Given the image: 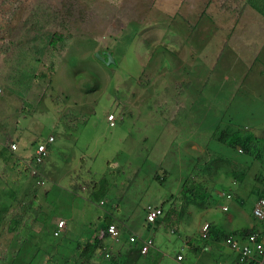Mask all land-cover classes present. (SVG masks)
<instances>
[{
	"label": "rangeland",
	"instance_id": "374dc122",
	"mask_svg": "<svg viewBox=\"0 0 264 264\" xmlns=\"http://www.w3.org/2000/svg\"><path fill=\"white\" fill-rule=\"evenodd\" d=\"M0 24V177L9 184L0 188L20 193L29 181L25 160L31 145L54 137L42 165L43 211H37L28 243L19 250L14 233L0 227L6 264H45L47 256L68 261L92 244L105 213L123 221L125 233L155 239L159 253L138 264H201L183 245L205 244L200 223L210 221L223 232L253 225L252 199L244 206L230 203V214L242 216L233 224L207 201L225 203L212 193L233 179L226 173L232 169L204 162L221 150L215 131L242 125L255 132L262 124L264 133V17L254 8L240 10L235 0H0ZM55 31L67 37L56 50L48 44ZM180 51L186 65L167 62ZM108 52L115 60L110 65L101 59ZM181 105L188 115L174 125L170 118ZM107 114L115 118L113 128ZM155 122L165 123L163 132ZM10 139L18 160L5 148ZM259 141L264 149V138ZM237 148L231 156L246 174L238 190L247 192L253 178L264 175V153L248 160ZM108 174L118 181L105 185ZM194 175V188H209L208 194L199 191L198 200L184 190ZM91 181L109 190L104 209L97 207L99 200L72 193ZM180 199L185 210L173 221L178 233L167 223L147 229L146 204L167 211L173 202L179 209ZM0 202L9 204L5 197ZM58 218L67 222V233L54 238L52 222ZM179 253L183 262L176 260ZM211 256L204 264L212 263Z\"/></svg>",
	"mask_w": 264,
	"mask_h": 264
},
{
	"label": "clouds",
	"instance_id": "9594fccd",
	"mask_svg": "<svg viewBox=\"0 0 264 264\" xmlns=\"http://www.w3.org/2000/svg\"><path fill=\"white\" fill-rule=\"evenodd\" d=\"M98 56L101 57L99 53H98ZM182 56L183 55L181 51L178 53L176 52L175 61H171V62L167 61V62L172 63L174 66H179V65L184 66L186 65L185 56H183L184 57L183 60L179 58ZM188 56L191 57L192 54L190 53ZM109 57L113 59V56L109 54L108 52L106 54V57L105 58L101 57V59L104 61V63L106 62L108 65H110L114 63L115 60L113 59V62L109 64L107 62L109 60ZM219 59H220V56H219ZM263 73L264 71H262V74ZM183 77H184V74L182 75V78ZM183 84L184 86L187 85L185 82ZM187 86L190 88L192 85L191 83H189ZM184 109L185 107L181 105L180 108H178L177 111L175 112V115L170 118V122H172L174 125H180L182 120L188 115L187 114L185 116H182L181 111ZM177 116H182L180 121H175ZM160 118L163 119L162 116H160ZM106 120L110 128H113L115 126V118L113 115L107 114ZM234 123L235 122H229V124H232V125ZM164 124H165L164 122L154 123L156 129H158V131H161V132L164 131V128H165ZM240 128H242L243 131H241ZM167 129L165 133H167L169 136L172 135L171 133H175V136H177L178 132H170V131L168 132ZM235 129H238L241 135H243L244 133H251V135L255 136L256 139L264 138L263 137L264 133L261 130L263 129L262 124H261V128L259 125V129L255 132L253 128L249 126L243 127L242 125L241 126L234 125V127L232 128H230V125H228L221 130L228 131V130H235ZM258 131H259V134H258ZM10 140L11 141L9 143L6 142L5 148L9 153H11V155L14 157L15 160H18L20 158L15 154L18 147L15 143V140H12V139ZM53 142H54V137L50 136L47 138L46 141H37V142H34L33 145H31L32 153L29 156V158L25 160L27 170H28L29 181L26 183V187L20 193L12 195V194H8L7 192H5L4 189L0 188V197H5L9 202V204L0 202V207L2 206L4 208V211H6L4 212L5 217L11 216V215L14 216V214L17 212L21 213L20 207H25L24 202H26L27 199L32 200V210H31L32 212L38 215L41 212V210L43 211V207L41 206L42 204L41 205L39 204L41 197L45 199L44 194L41 196L39 194V189L45 187V180H46L42 173V165L48 159V156L51 151L50 146ZM258 146H259V143H258ZM222 147L223 146H221L220 148L221 150L219 152L213 154L211 160H210V157L207 156L206 154L208 159L204 163H205V166H208V165L212 166V163H214L215 169H217L216 167L217 163H219L218 168L224 167L226 168V170L232 169L230 172L226 171V173L228 177L232 178L233 180L232 181L229 180L228 184L226 185L221 184L218 190H215V189L213 190L212 194H215L217 198L224 200L225 203L219 204L217 201L213 200L212 197H210L211 201L210 200H207V201L212 204L214 203L215 205H217L218 208L223 213H226L229 224H233L234 222L242 221V216L230 214V211H231L230 203L237 202L239 206H244L248 199H252L250 215L253 218V225L251 227L249 226L232 227L228 231L223 232L217 229L216 226L212 222L204 221L203 223H200L199 225L198 236H199V239H201V241L205 242V244L202 247H199L197 245L192 246L191 243L186 241L183 245H185L188 251L191 252L194 258L200 263L202 262L204 257L206 258L210 254H215V257H213L214 255L211 256L210 260H212V263L209 261L210 264H222V262L224 261V258L230 255H232V258L236 259L235 260L236 264H264V183L259 182V180L264 179V175L261 174L260 178L258 177H256V179L253 178V180H255V183H251V187L249 191L244 192V191L238 190V188L242 187L243 178L244 176H246V174L242 170V167H238L236 162L234 163V159L232 158L231 153H230L234 149L233 148L228 149L227 147V150H225ZM236 147H239V146H236ZM258 148L259 150L257 149L258 151L257 154L262 155L261 152L264 153V149L262 148L260 149V147ZM236 152L237 153L239 152L238 154H241L244 151L240 147L236 149ZM257 154L255 156H248L245 154V156H247V159L249 157L248 160H250L252 158L256 159ZM215 159L216 161L213 162ZM232 163H234V165ZM247 166L248 165H246V167ZM110 169H113V168H110ZM160 169L163 171L162 167ZM196 169L198 170V168ZM204 170L207 171V167ZM163 173L165 174L166 172H163ZM112 177H113V174L112 175L108 174V177L102 179L105 185H109L107 182L113 181ZM155 179L158 181H162L161 177H159L158 175L155 176ZM197 179H198V175H194L191 179V182L188 181L187 183H185L186 185L184 186V190L187 189L188 192L186 193L190 194L189 197L192 196V197L197 198L200 192L206 193V194L209 193L208 187L202 186V187L194 188ZM116 181H118V179H116ZM116 181H113V182H116ZM130 182H133V179ZM246 183L249 184L247 181ZM2 184L9 185L8 182H6L4 179L0 177V186ZM13 185H16V183H13ZM182 189H183V186H182ZM72 193L76 195L85 193L86 199L88 202L94 203L95 201L99 200L97 207L104 209L107 205L104 199L108 196L109 190L103 187L100 181H96V182L91 181V186L86 185L85 183H82L78 191H74ZM119 197L115 199H117L120 202ZM198 199L199 198H197V200ZM226 200L229 201V204H226ZM172 201H173V198L171 197V199L163 202V204H165L166 202L169 204ZM16 204H17V207H16ZM182 204L184 206L187 205L186 198H184V200L182 201ZM182 204H181V199H180V203H179L180 208L178 209L177 205L173 202L172 204H170L169 209L167 211L163 208L161 204L160 205L153 204V203L146 204V206L143 208L142 213H143L144 222L147 224V229L149 230L153 227L162 226L164 225V223L173 224V221H175V223H178L181 217V213L184 212L185 210V207H184L183 210L180 211ZM175 207H176V210H175ZM37 211H39L38 214H37ZM105 220H113L114 223H111L106 228V231L105 230L103 231L101 226ZM7 222L3 221L0 224V227L4 225V227H2L1 229L3 231L9 230L12 234L14 233V235L16 236L18 240V245H19L20 240H19V237L17 236V233L15 232V230L12 228L11 225L10 227L7 225ZM97 223H98V228L96 229V238L92 241V244H91L92 246L94 245L96 246L97 244L99 245V248L96 251V255L97 254L99 255V259L97 260L94 259L95 264H102L106 261L105 259L110 258L111 253H116L118 250L119 251L121 250L123 251L125 249L127 250L130 246L137 244V243L140 244L139 251H140V254L142 255V258H147V256H150L153 252L159 253L157 249L155 248L156 241L154 238L148 237V238L143 239V238L138 237L134 233H131V232L125 233L124 227H123V221H120L118 219H113L108 214L105 213L103 217H101V219ZM111 227H113L118 233L117 237H112V235L109 233V229ZM171 227H172L174 234L178 233L177 228L174 224ZM216 232H218L219 236L215 234ZM66 233H67V222L64 219L58 218L56 221L52 222L51 234L54 238H60ZM16 254H18V252L14 253V255ZM71 258H69L68 261L66 262L62 261L63 262L62 263V262H56V260L52 256H47V260L45 264H68V263L75 264L74 261H72L73 259L71 260ZM184 259L185 258L181 253L176 255V260L178 262H183ZM8 260H9V257H8Z\"/></svg>",
	"mask_w": 264,
	"mask_h": 264
},
{
	"label": "trees",
	"instance_id": "16d2710c",
	"mask_svg": "<svg viewBox=\"0 0 264 264\" xmlns=\"http://www.w3.org/2000/svg\"><path fill=\"white\" fill-rule=\"evenodd\" d=\"M240 10H243L246 6H250L254 8L257 12L264 17V0H235ZM13 14L10 19L13 18ZM4 30V24H0V36L2 37ZM48 44L51 49H56L60 44L61 46L66 44L67 37L63 32L55 31L51 35L48 36ZM4 39V38H3ZM0 39V41H3ZM10 48H6V51H9ZM4 51V52H6ZM222 54V53H221ZM221 57V55H220ZM184 113V110L181 111V114ZM183 116V115H182ZM231 121V120H230ZM213 136L217 138L219 141L218 148H222L227 150L230 148H235L239 146L243 149L244 153L248 156H255L257 154V149L259 150L258 143L259 138L256 139L255 136L251 135V133H244L241 135L238 129L235 130H218L213 133ZM234 165V163H232ZM260 183H264V179L259 180ZM25 207H20L21 213H15L14 216L4 215V208L0 207V224L4 221L7 222V225L15 230L17 236L19 237V248L21 249L31 237L32 230L34 228L35 223L38 220V216L32 212V200L27 199L24 202ZM114 223L113 220H105L101 226L103 231H106V228ZM8 227V228H9ZM10 228V229H12ZM97 243V242H96ZM140 244H134L130 246L127 250L117 251L116 253H111L110 258L105 259V262L109 264H137L138 261L142 258V255L139 251ZM99 248V245L96 246H86L82 249V252L78 253L77 256H73V261L75 264H95V260L99 259V255H96V251ZM88 249V250H87ZM17 253V252H16ZM94 257V258H93ZM134 259V260H133ZM88 260V261H87ZM8 254L5 253L0 248V264H6L8 262Z\"/></svg>",
	"mask_w": 264,
	"mask_h": 264
},
{
	"label": "crops",
	"instance_id": "0c3cea01",
	"mask_svg": "<svg viewBox=\"0 0 264 264\" xmlns=\"http://www.w3.org/2000/svg\"><path fill=\"white\" fill-rule=\"evenodd\" d=\"M213 227V226H212ZM231 231V230H230ZM217 236H219L218 232L215 233ZM227 251V250H226ZM228 252V251H227ZM229 254V253H228ZM230 255V254H229ZM235 258H232V255L230 256H226L224 258V261L222 262V264H236L235 262ZM201 261V260H200ZM205 263V257L203 258L201 264H204Z\"/></svg>",
	"mask_w": 264,
	"mask_h": 264
},
{
	"label": "built area",
	"instance_id": "2783aa9c",
	"mask_svg": "<svg viewBox=\"0 0 264 264\" xmlns=\"http://www.w3.org/2000/svg\"><path fill=\"white\" fill-rule=\"evenodd\" d=\"M60 225H62V224H60ZM109 233L112 235V237H117L118 236V233L116 232V230L113 227H111L109 229Z\"/></svg>",
	"mask_w": 264,
	"mask_h": 264
},
{
	"label": "water",
	"instance_id": "95a60500",
	"mask_svg": "<svg viewBox=\"0 0 264 264\" xmlns=\"http://www.w3.org/2000/svg\"><path fill=\"white\" fill-rule=\"evenodd\" d=\"M109 64L113 62V59L109 57V60L107 61Z\"/></svg>",
	"mask_w": 264,
	"mask_h": 264
},
{
	"label": "bare ground",
	"instance_id": "6f19581e",
	"mask_svg": "<svg viewBox=\"0 0 264 264\" xmlns=\"http://www.w3.org/2000/svg\"><path fill=\"white\" fill-rule=\"evenodd\" d=\"M219 169V168H218ZM217 171V170H216ZM199 173V172H198ZM88 250V249H87ZM134 260V259H133Z\"/></svg>",
	"mask_w": 264,
	"mask_h": 264
}]
</instances>
